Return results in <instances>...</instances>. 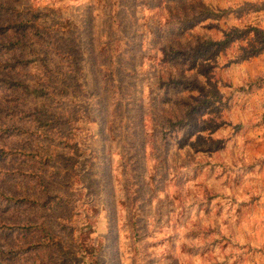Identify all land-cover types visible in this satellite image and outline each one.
Here are the masks:
<instances>
[{
  "label": "rangeland",
  "instance_id": "1",
  "mask_svg": "<svg viewBox=\"0 0 264 264\" xmlns=\"http://www.w3.org/2000/svg\"><path fill=\"white\" fill-rule=\"evenodd\" d=\"M0 264H264V0H0Z\"/></svg>",
  "mask_w": 264,
  "mask_h": 264
},
{
  "label": "trees",
  "instance_id": "2",
  "mask_svg": "<svg viewBox=\"0 0 264 264\" xmlns=\"http://www.w3.org/2000/svg\"><path fill=\"white\" fill-rule=\"evenodd\" d=\"M24 88L28 91L29 90V88L25 85L24 86ZM33 93L35 94V95H37L38 93H41V90L40 89H35L34 91H33Z\"/></svg>",
  "mask_w": 264,
  "mask_h": 264
}]
</instances>
